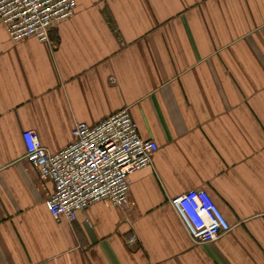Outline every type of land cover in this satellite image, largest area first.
Segmentation results:
<instances>
[{
    "label": "crops",
    "instance_id": "obj_1",
    "mask_svg": "<svg viewBox=\"0 0 264 264\" xmlns=\"http://www.w3.org/2000/svg\"><path fill=\"white\" fill-rule=\"evenodd\" d=\"M50 36L0 24V264H264V0H77ZM126 107L159 145L127 206L55 219L24 131L56 152ZM194 188L232 226L208 243L171 204Z\"/></svg>",
    "mask_w": 264,
    "mask_h": 264
},
{
    "label": "built area",
    "instance_id": "obj_2",
    "mask_svg": "<svg viewBox=\"0 0 264 264\" xmlns=\"http://www.w3.org/2000/svg\"><path fill=\"white\" fill-rule=\"evenodd\" d=\"M77 0H0V24L11 38L36 37L51 41V30L72 17ZM27 160L44 180H52L54 192L47 205L57 220L77 219L97 202L118 207L128 204L131 175L153 164L158 143L143 138L128 107L97 124L77 122L72 141L59 151H50L34 129L24 131ZM213 196L194 188L171 199L194 242L208 243L231 229V223ZM137 241L136 235L130 242Z\"/></svg>",
    "mask_w": 264,
    "mask_h": 264
}]
</instances>
